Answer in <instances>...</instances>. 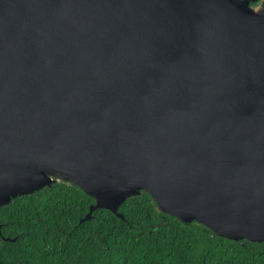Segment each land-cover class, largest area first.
<instances>
[{
    "label": "water",
    "instance_id": "95a60500",
    "mask_svg": "<svg viewBox=\"0 0 264 264\" xmlns=\"http://www.w3.org/2000/svg\"><path fill=\"white\" fill-rule=\"evenodd\" d=\"M251 1L0 0V207L65 180L95 199L81 220L122 217L144 190L184 222L264 241Z\"/></svg>",
    "mask_w": 264,
    "mask_h": 264
},
{
    "label": "trees",
    "instance_id": "16d2710c",
    "mask_svg": "<svg viewBox=\"0 0 264 264\" xmlns=\"http://www.w3.org/2000/svg\"><path fill=\"white\" fill-rule=\"evenodd\" d=\"M56 180L0 207V264H264V241L234 240L157 209L144 190L117 213ZM7 237L15 238L9 240Z\"/></svg>",
    "mask_w": 264,
    "mask_h": 264
},
{
    "label": "flooded vegetation",
    "instance_id": "af4514ba",
    "mask_svg": "<svg viewBox=\"0 0 264 264\" xmlns=\"http://www.w3.org/2000/svg\"><path fill=\"white\" fill-rule=\"evenodd\" d=\"M262 3V0L251 1L252 6H257Z\"/></svg>",
    "mask_w": 264,
    "mask_h": 264
}]
</instances>
